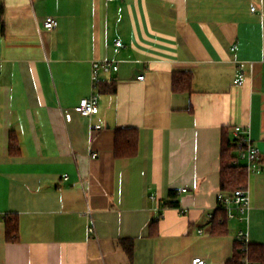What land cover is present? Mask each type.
Returning a JSON list of instances; mask_svg holds the SVG:
<instances>
[{"label": "crops", "instance_id": "crops-1", "mask_svg": "<svg viewBox=\"0 0 264 264\" xmlns=\"http://www.w3.org/2000/svg\"><path fill=\"white\" fill-rule=\"evenodd\" d=\"M105 60L119 70L96 90ZM92 95L98 114L64 115ZM236 127L262 171L246 221L218 228ZM119 128L138 131L136 157H115ZM240 232L264 246V0H0V264H231Z\"/></svg>", "mask_w": 264, "mask_h": 264}, {"label": "trees", "instance_id": "trees-1", "mask_svg": "<svg viewBox=\"0 0 264 264\" xmlns=\"http://www.w3.org/2000/svg\"><path fill=\"white\" fill-rule=\"evenodd\" d=\"M191 72H176L173 76V91L178 93H185L191 91ZM96 90L100 89V81L96 85ZM115 85L112 86V92H115ZM139 134L133 128H119L115 130L114 155L117 159H132L138 154ZM11 151L17 149L16 140L10 139ZM238 150L234 138L231 139L226 131L223 133L222 149H221V189L223 193L232 195L237 190L246 188L248 169L247 165L237 163ZM175 205V203H173ZM221 215V216H218ZM223 220V222L221 221ZM215 227H226L227 212L223 208H219L218 212L214 214L212 221ZM7 227V239L9 241H16L18 238L17 222L11 217L5 218ZM246 247V251L241 249ZM245 256H249L251 261L256 264H264V246L253 245L246 241L236 239L235 243V257L231 264H242Z\"/></svg>", "mask_w": 264, "mask_h": 264}, {"label": "built area", "instance_id": "built-area-1", "mask_svg": "<svg viewBox=\"0 0 264 264\" xmlns=\"http://www.w3.org/2000/svg\"><path fill=\"white\" fill-rule=\"evenodd\" d=\"M114 1V0H111ZM256 9L253 8L252 12H255ZM59 26V22L56 18L48 17L44 22V28L48 31H53ZM116 46L122 47L123 44L121 41L115 43ZM119 70L118 65L105 60V61H93L92 62V73L91 78L94 87L98 84L101 74H109L111 72H117ZM140 80H144V76L139 77ZM238 85H243L244 77L242 74L238 76L236 80ZM74 112L83 117L94 116L99 113V100L96 95H92L89 98L81 99L76 107L73 109L64 110V115L67 118H70L71 113ZM101 127H97L100 129ZM234 140L238 150V159L237 163L243 161L246 162L247 169L250 172L260 174L262 171L261 168V152L259 147L256 145L255 141L251 137V132L249 128L236 127L234 129ZM97 158V155H93V159ZM218 205L219 208H223L227 212V220L231 221L237 219L239 222H245L247 215L251 209V197L247 188L237 190L232 195L221 192L218 195ZM90 214V211H88ZM209 220H214V214L209 215ZM223 222V220H221ZM89 233H94V228H89ZM238 239L241 241H247V237L243 232H240ZM242 252L246 251V247L241 249ZM192 264H207L204 259L196 258L193 260ZM242 264H256L249 256H245L242 260Z\"/></svg>", "mask_w": 264, "mask_h": 264}]
</instances>
